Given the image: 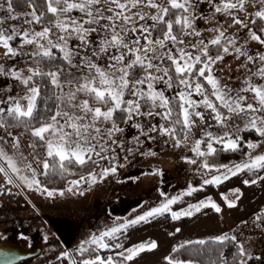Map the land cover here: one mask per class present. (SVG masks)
Masks as SVG:
<instances>
[{
	"label": "rangeland",
	"instance_id": "rangeland-1",
	"mask_svg": "<svg viewBox=\"0 0 264 264\" xmlns=\"http://www.w3.org/2000/svg\"><path fill=\"white\" fill-rule=\"evenodd\" d=\"M158 3H162L167 6L168 0H157ZM224 0H192V7L189 8L191 14L192 28L186 29L185 32H199L200 35H188L184 34L178 40H183V44H174L172 41H166L163 48H161L153 38V30L157 24L151 20V16L155 15L157 9L150 7L134 8L132 13L140 12L145 16L144 20L136 18L135 27L139 28L140 25H153L150 28L151 36L153 40V47L155 51L149 53V59L152 64L159 65L161 70L156 71L155 67L150 71L156 77H164V79H156L153 82V90L156 92H162L166 99L177 97L179 101L180 92H187L183 85L173 84L167 76H164V67L161 65L160 57L167 53L169 49L173 50L175 56L179 55V49H183L186 53H191L193 57L201 55L200 49L203 45L200 43H209L211 40L218 37L219 32H224V39H232L235 43L229 46L228 53H222L223 57L217 60L212 67V75L218 80L219 87L227 94V98L236 99L237 97H245L246 99L241 101V104L246 107L250 103V98L257 103L254 97V93L250 91H242L248 87L249 83L255 86L264 85V77L255 74L258 73L261 68H264V61L259 60V56L264 55V45L259 44L257 41H253L250 38L249 29H251V21L256 18L255 13L257 11H264V2L262 0H247L244 9L242 11L232 10L231 14L225 12H216L214 5L222 6ZM236 2V0H233ZM0 30H3V34L8 36L12 34V30L15 29L18 33L25 31L29 32L30 37L35 32L42 31L44 28L51 29L48 39H51L54 44L63 43L60 41V36H67L66 33L61 32L55 27V23L39 26L40 23H36L33 20V12L39 16L32 8H29L23 12H7V0H0ZM110 5H94L93 10L96 7L107 8ZM132 13H128L131 15ZM189 13H183V15H189ZM105 16L111 15L107 11H104ZM13 15L16 19H9L8 17ZM239 18L248 24V28L235 24L233 17ZM27 20H33L32 23H26ZM101 24L107 23L106 20H101ZM122 23V22H120ZM131 26V25H129ZM95 27V25L93 26ZM99 31V29H98ZM122 35H124L122 33ZM137 36L141 34L136 33ZM264 35V33H263ZM21 36H14V38ZM75 36H67V44L70 49L75 48L76 53L72 56V63L79 64L81 57H86L92 63L96 64L103 71H114L108 68V65L113 63L110 56L115 53L114 49H111L106 54H101L99 57L92 55V49L96 47L99 37L97 33H92L89 37V47L86 51H82L80 42L72 38ZM13 38V39H14ZM133 34L128 32L125 35V40L133 39ZM39 43L47 44V40H39ZM145 41L141 36V44ZM209 46L211 44L209 43ZM16 51V55L10 56L5 54V50L0 47V108L7 110L12 107L15 102H19L21 106H26L27 100L23 99L26 95H29V88L36 87V85L26 86L21 80H18L13 75L14 72H18L21 77H28L32 75L29 71L33 68H22L19 66L20 61L32 56L34 52L38 50L37 44H25L23 41L17 46H12ZM240 48L241 52L246 55H240L236 53L235 49ZM126 51V50H125ZM248 56H252V61L248 60ZM202 57V56H201ZM132 59L131 56L126 57L125 63ZM167 60V59H165ZM163 60V61H165ZM162 61V62H163ZM54 72L58 73L59 83L63 85V88L53 85L54 94L57 97H61L58 100V106L60 109L67 111L69 115L82 116L83 113L75 107L68 106L71 104H80L84 100H88L90 107H101L102 111H107L110 106H99L92 102V98L84 93H77L75 100L69 102L65 94L69 91V88L73 87L66 83L67 80L73 82L80 80L88 75L87 69L83 67H70L69 70L57 69ZM255 74V75H254ZM119 76V73H115ZM146 75L143 71L135 80L130 81L129 86L125 90L123 99L125 101L136 100L137 97L132 94L134 86L140 88L144 92L148 91L147 84L136 85V81L143 79ZM207 75V73H206ZM193 84L194 81H189ZM20 85L24 88L20 89ZM209 92H212L209 85ZM74 90V89H73ZM207 97L212 103L214 96L209 98L205 90L203 95H197L195 92L191 93V99L199 102V107L190 111L200 112L204 119H200L193 115L191 120L193 123L190 128L186 129L185 137L180 141V146H174L175 140L169 136L162 134L163 128H170L169 119H164L161 115L166 110L160 112H153L154 115H148L149 112H143L140 108L141 115H133L131 119H127L123 126H119L112 117L111 121L97 122L96 127L103 129H110L113 124L120 131L113 132L109 136L106 132L101 133L97 139L91 141L92 145L96 146V152L100 155L97 156L96 152L92 153L91 160L93 170L88 175L83 176L85 180H81L82 177L75 178L69 181L65 188L59 190L44 191L45 188L36 185L28 187L24 184L17 175L12 174L9 170V175L12 176L13 183L8 184L6 177L3 173H0V222L12 217V216H25L32 217L34 220L47 224L53 229L64 246L62 251L54 255L49 260L42 264H80L81 261L77 258V253L84 242L89 241L90 238L95 235H100L103 231H107L114 226L123 225L127 221L136 219V217L144 214L148 210L159 207L166 200L175 198H181L185 201L191 196L202 193L200 190H206L207 184L205 180H212L216 176H223L226 172L224 168L206 169L204 165V156L208 154L207 145L212 143L215 148L216 138L224 137L223 143H226L229 139L238 140L241 137V131L244 129H251L246 127L250 119L255 116L259 120L264 119L263 114L258 112H242L233 113L228 109L223 108L220 102L217 101L218 106H221L218 111L225 117L223 124L218 123L215 119V113L211 109L207 108L203 104L204 98ZM140 103V100H139ZM57 106V108H58ZM257 107H259L257 103ZM4 113H7L5 111ZM114 115V114H113ZM60 123H63V119L58 117ZM90 117L80 120L81 125L88 123ZM51 122V121H50ZM48 122V123H50ZM138 125V126H137ZM42 126V125H41ZM155 128V131L152 129ZM171 129V128H170ZM71 132V129H65ZM89 131H92L91 129ZM211 134V138L208 134ZM50 134H46L49 136ZM175 136V135H174ZM18 141V145L14 142V139ZM207 139V143L202 145V141ZM260 141L249 142V153L241 164L249 162L252 158L264 154V136H260ZM72 139H76L75 136ZM200 142V151L205 155H197L192 149L197 142ZM250 145H256L255 148ZM101 146L104 150L101 151ZM0 149H2L9 157H12L17 166L21 168V175L32 178L31 171L26 170L27 165H31L32 169L36 170V179L43 173V162H36L29 153L28 144L25 142L22 136L19 134H11L5 130H0ZM43 156L47 157V147L44 142ZM192 151L195 154V159L184 157V154L188 151ZM87 159V157H86ZM191 161V162H190ZM110 165V167H108ZM0 166L6 167L5 162L0 159ZM115 168V172L109 171L108 174L101 175L104 169ZM233 167V166H232ZM152 169V171L143 172L139 177H131L134 173L131 171H140ZM219 169V171H217ZM242 171H250L244 169ZM91 174H95L96 180L93 181ZM256 174V173H255ZM254 173L248 175L251 176ZM247 177V178H248ZM72 181H81L78 186H73ZM211 184V183H209ZM72 187V191H68V188ZM191 191L192 189H197ZM48 192H52L53 195L49 196ZM191 192V194H186ZM240 190L231 191L235 194ZM60 193H63L61 195ZM82 193V194H81ZM161 193H164L162 196ZM185 197H188L185 199ZM129 199V200H127ZM221 204V198L215 197V201ZM122 201V203H120ZM201 205V204H199ZM132 208L130 209L129 207ZM136 210V211H135ZM194 210V209H193ZM132 211L133 214L128 216ZM188 211V208H187ZM114 214L116 216H114ZM259 217V216H258ZM117 218V221H115ZM120 218V219H119ZM190 224L183 226L189 228ZM210 232L216 233V231L210 230ZM227 237H236L239 244H242L246 253L244 257L246 264L249 258L256 257L258 263L264 264V230L260 225L257 217H252L245 222L235 224L231 230L226 231ZM221 237V236H219ZM216 239L217 237H210ZM208 239V238H207ZM85 249L90 247L95 248V245L84 244ZM98 251V250H97ZM99 252V251H98ZM171 253V252H170ZM67 254V256H65ZM101 254V253H99ZM115 255V254H114ZM118 254H116L117 256ZM170 255V254H169ZM168 255V257H169ZM103 257V255H100ZM113 256V255H106ZM119 256V255H118ZM105 257V256H104ZM159 264H168V261ZM119 264H129V261Z\"/></svg>",
	"mask_w": 264,
	"mask_h": 264
},
{
	"label": "snow or ice",
	"instance_id": "snow-or-ice-1",
	"mask_svg": "<svg viewBox=\"0 0 264 264\" xmlns=\"http://www.w3.org/2000/svg\"><path fill=\"white\" fill-rule=\"evenodd\" d=\"M47 12L51 13L55 20V27L58 28L61 32L67 34V36H75V38L80 42L82 46L81 50L86 51L89 47L90 41L89 37L92 33H97L99 39L97 40L96 47L92 49V55L99 57L101 54L108 53L111 49L115 50V53L110 56V59L113 63L108 65L110 70L114 71H103L96 64L92 63L86 57H81L79 64L72 63V56L78 54L75 51V48L70 49L67 44V36H60L59 39L63 43L54 44L51 39H48L51 29L44 28L42 31L35 32L33 36L30 37L29 32L25 31L22 34L16 32L15 29L12 30V34L5 36L3 30H0V47L5 50L6 55L14 56L16 51L10 45V41L14 36H21L23 43L25 44H37L38 50L33 53L35 56H40L41 58H48L54 60L55 56L52 53L53 48H58L63 56L62 60L66 61L71 67H83L87 69L88 75L73 82L72 80H67L66 83L72 85L73 87L69 88V91L65 94L69 102L75 100L77 93H84L90 96L97 103L109 106L107 111H102L101 107H90L88 100H84L80 104H71L68 106L78 108L83 115L74 116L69 115L67 111L60 109L59 106L54 114L50 117V123H45L38 128H33L31 130V135L38 138L40 141H44L47 147V156L52 157L54 160L58 158V165L53 164L52 168L56 169L59 174L67 172V163L84 165L88 160H91L92 153L96 152V146L91 144V141L97 139L103 132H106L109 136L113 132L120 131L119 128L112 125L110 129H101L96 127L97 122L111 121L114 112L117 110H122L127 113V119H131L132 116L141 115L140 113V99H144L145 102L151 101L152 107H161L166 109L161 115L164 119H169L172 115V109L169 108V101L166 99L162 92H156L153 90V82L156 79H164V77H156L150 71L155 67L156 71H160L161 68L159 65H153L149 59V53L155 51L153 47V40L150 39L151 32L150 28L153 25H140L139 28L135 27L136 18L139 20H144L145 16L139 11L132 13L134 8L150 7L157 9L155 15L151 16V20L154 24H165V30L163 31V38L156 41V43L163 48L166 41H172L174 44H183V40H178L176 35H173V23L180 26V32L188 35H200L199 32L191 33L185 32L186 29L192 28L191 23V14L189 13V8H191L192 0H168L167 6L162 3H158L157 0H45ZM247 0H224L222 6L214 5L216 12H225L231 14L232 10L242 11L245 10L244 6ZM264 2V0H262ZM110 5L109 7L102 8L96 7L93 10L94 5ZM13 0H7V12H13ZM2 8V5H0ZM72 10H76L80 13H83L88 19L83 17H71L68 16L66 19H61V17L66 16ZM170 10H176L179 15H176V18L173 20H165L164 17L168 15ZM104 11L111 13V15L105 16ZM128 13H132L129 15ZM183 13H189V15H183ZM33 20L36 23H40V17L35 15L33 12ZM255 16L261 21H264V11H257ZM9 19H16L15 16L10 15ZM33 20H27L26 23H32ZM101 20H106L107 23L101 24ZM235 24L241 25L242 27L248 28V24L244 23L243 20L233 17ZM122 22V23H120ZM2 23V21H0ZM253 24L256 23V20L252 21ZM85 24L89 27H85ZM92 25H95L93 27ZM131 25V26H129ZM99 29V31H98ZM259 31L264 33V25L259 27ZM131 32L133 34V39L125 40V35ZM139 32L141 35L137 36L136 33ZM122 33L124 35H122ZM250 38L253 41H257L259 44L264 45V37L257 34L255 31L249 29ZM141 36L143 37L145 43L141 44ZM224 39V32L220 31L217 38L211 40L209 43L211 45L218 46L219 49H222L224 53L229 52V46L235 42L232 39H227L222 44L221 41ZM39 40H47V44L39 43ZM203 47L200 49L201 55H196L193 57L191 53H186L183 49H179L178 58L173 54V50L169 49L167 53L162 55L160 59L163 61L167 59L170 61L171 66L174 67V71L177 76L180 77L179 84L183 85L187 92H180L179 98L182 101L180 104V112L177 114L178 118L176 119V124H181L184 128H190L193 121L191 117L193 115L204 119L200 112L190 111L199 107V102L192 100L191 93L195 92L197 95H203L204 86L201 83H196L193 87V84L190 83V79L194 70L197 73V77H203L208 85L211 86L212 92L211 95L220 102V105L223 108L228 109L229 112L233 113H242V112H259L264 111V85L255 86L249 83L248 87L242 89V91H250L254 93V97L257 100L259 107H254L252 104H247L246 107L241 104V101L245 100V97H237L236 99L227 98V94L222 91L219 87L218 80L212 75V65L223 57L219 55V51L215 57L210 56L208 53L209 43L200 42ZM126 50V51H125ZM236 53L240 55H246V53L241 52L240 48L235 49ZM131 56L132 59L128 60L125 63L126 57ZM201 56L205 59L202 61ZM249 61H252L254 58L252 56L247 57ZM260 61H264V55L259 56ZM196 64H201L202 66L199 69H195ZM139 67L143 69L146 73L143 79L137 80L136 85L147 84L148 91L144 92L140 88L134 86V91L132 94L137 97L136 100L125 101L123 99L125 90L129 86V70ZM32 75L24 78L21 77L18 72H14L13 75L16 79L21 80L24 85H28L30 81L33 80V77L37 76H46L50 77V82L57 87L63 88V85L59 83L58 73L57 72H48L41 73L38 69L29 70ZM118 72L119 76H116L115 73ZM207 73V75H206ZM258 74L264 77V68L259 70ZM254 74V75H255ZM164 76H168L167 69H164ZM171 79V77H169ZM74 89V90H73ZM39 87L29 88V95H26L23 99L27 100L26 106H21L17 101L12 107H9L7 110L0 108V115L7 111V115L12 117L14 120H25L31 121L34 119V111L36 109V100L39 96ZM61 97H57V100ZM158 102V103H157ZM203 104L205 107L211 109L215 113L214 119L223 124L224 116L217 109V105L212 103L207 97L204 98ZM122 105L124 107L122 108ZM148 115H154L153 112L149 111ZM58 117L63 119V123H60ZM90 117L88 123L81 125L80 120ZM182 117V118H181ZM38 122V121H37ZM4 123L0 122V127H4ZM138 126V125H137ZM248 128L254 129L260 136H264V119L259 120L253 116L248 125ZM65 129H71L72 131H66ZM92 131H89V130ZM155 131V128L152 129ZM46 134H50L46 136ZM162 134L169 135L175 140L174 130L170 128H163ZM211 138V134H208ZM75 136L76 139H72ZM14 139V142L18 145V141ZM224 141V137L216 138L217 143ZM179 147L180 141L176 140L175 145ZM238 147L237 141L229 139L224 143V149L226 150H235ZM250 147L255 148L256 145H250ZM104 148L101 146V151ZM196 152L197 155L203 156L204 152L200 151V142L198 141L195 147L192 149ZM208 154L215 153L216 149L213 147L212 143L207 145ZM96 155L99 156L100 153L96 152ZM87 157V159H86ZM0 159H2L6 167L0 166V173H3L6 177V182L12 184V176L9 175V170L12 174H15L19 179L26 184L28 187L36 185L40 186V182L36 179V170L32 169L31 165L26 166V170L31 171L32 178L29 179L25 175H21V168L17 166L16 161L9 157L2 149H0ZM191 162V161H190ZM204 168L210 169V166L205 162L203 165ZM44 172L42 175L47 176L49 174L50 163L45 160L43 162ZM247 169V170H257L264 169V155H258L252 158L249 162H246L241 165H236L234 168H228L226 173L223 176H216L212 180H205V184H218L222 179L229 178V175H236L238 172ZM115 168L104 169L101 175H107L109 171L115 172ZM219 171V169H217ZM93 181L96 180L95 174H91ZM264 178V177H262ZM81 180L86 179L84 177ZM81 181H72L73 186H78ZM249 181H245V184H248ZM255 183V181H252ZM47 191V189H44ZM68 191H72V187L68 188ZM191 191H195L192 189ZM63 195V193H60ZM82 194V193H81ZM191 194V192L186 193ZM48 195H53L52 192H48ZM163 196L164 193H161ZM177 199L166 200L165 203L156 207L154 209L148 210L143 215H140L136 219L125 222L123 225L114 226L107 231H103L100 235H93L89 241L84 242V244L95 245L94 251L97 249L110 250L112 248L119 249L123 245L116 243L114 245H109L105 242L106 238L117 239V234L121 231H126L129 225H136L141 222H149V218L163 215L164 213L170 212V206L177 202ZM208 205H193L190 206L188 211L181 212H172L173 219H179L182 216H191L192 210L199 211L201 207ZM210 206L214 208L217 212L220 211V208L214 204L210 203ZM229 207H234L233 203L228 204ZM259 219V217H257ZM179 231V229L177 230ZM231 239L232 241L236 240V237H227L221 236L217 237L216 240L223 244L226 240ZM199 245L205 244L204 240L195 241ZM84 244L81 245L79 251L81 254L86 250ZM158 245L155 242L150 244H140L129 249H125L124 252L118 253V255L124 261H131L140 253L145 251L155 250ZM180 247H183L181 245ZM238 256L240 257L238 264H246L244 257L246 256L244 247L242 244L239 246ZM178 250V249H175ZM67 256V254H65ZM168 264H191L190 261L185 262L173 257H166ZM75 264V262H73ZM81 264H117V261L112 256L107 258L96 256L94 259H85L81 261Z\"/></svg>",
	"mask_w": 264,
	"mask_h": 264
},
{
	"label": "trees",
	"instance_id": "trees-1",
	"mask_svg": "<svg viewBox=\"0 0 264 264\" xmlns=\"http://www.w3.org/2000/svg\"><path fill=\"white\" fill-rule=\"evenodd\" d=\"M220 2V0H217ZM13 11L14 12H23L29 8H32L36 13L40 15V24L39 26L49 25L55 23L56 18L51 15V13L47 12L46 2L45 0H13ZM176 15H179L176 10H170L168 15L164 17L167 21L169 19L173 20L176 18ZM68 16L71 17H83L84 19H88L84 16L83 13H80L76 10H72L66 14V16L61 17V19H66ZM256 20V23L253 24L252 21ZM251 21V30L255 31L257 34L262 35L263 33L259 31V27L264 25V21H261L259 18H254ZM94 26V25H92ZM85 27H89V25L85 24ZM165 30V24H157L153 30V38L155 40H159L163 38V31ZM173 35L177 36V39H180L183 33L180 32V26L173 23ZM76 41V38H72ZM22 42L21 37H17L12 39L9 43L11 46H17ZM225 40H222L223 44ZM219 51V55L223 53L222 49H219L218 46L211 45L208 48V53L210 56L215 57L217 52ZM52 53L55 56L54 60H50L48 58H41L40 56H29L26 59L20 61L19 66L22 68H33L38 69L41 73L54 72L57 69L69 70L71 67L66 61L62 60L61 57L63 53L59 51L58 48H53ZM202 61L205 59L203 56L201 57ZM168 71L167 78L173 84H177L179 82L180 77L174 71V67L171 66L170 61H161V65ZM202 65L196 64L195 69H199ZM144 70L136 67L134 69L129 70V79L130 81L135 80ZM191 81L198 82L203 84L204 90L211 99L212 95L209 92V85L204 80L203 77H197V73L194 70ZM36 85L39 87V96L36 100V109L34 111V119L31 121L25 120H14L12 117L8 116L7 113H3L0 115V122L4 123V127H0V130H5L11 134H19L23 137L25 142L28 144L30 156L36 161L40 162L42 160H47L50 163L49 174L47 176L42 175V173L38 176V180L40 182V186L49 189V190H59L66 187L67 183L75 178L83 177L88 175L93 170L92 162L87 161L84 165L67 163V172H64L62 175L58 173V171L52 168L53 164L58 165V158L55 160L52 157H44L43 149L44 141H40L38 138L31 135V130L33 128H38L41 125L50 122V117L57 110L58 100L57 96L54 94L53 84L50 82V77L46 76H37L33 77V80L29 82L28 86ZM20 89L24 88L23 85H20ZM214 104L218 106L217 101L212 98ZM93 100V99H92ZM169 108L172 109V115L169 118L170 128L174 130V135L177 140H183L185 137V132L187 128L182 127L181 124H176L175 121L178 118V113L180 112V104L181 102L177 97H172L169 100ZM94 104L99 106H104L96 101H92ZM158 103V102H157ZM250 103L254 107H257V103L250 98ZM124 105H122V108ZM221 106L217 107L218 109ZM140 108L143 112H160L162 110H166L161 107H152L151 101L145 102L144 99H140ZM221 109V108H220ZM219 109V110H220ZM221 112L223 111L220 110ZM258 113L263 114V111H259ZM114 119L116 120L117 125L123 126L127 121V113L122 110H117L114 112ZM182 118V117H181ZM38 121V122H37ZM260 135L254 129H244L241 131V137L237 140L238 147L235 150H226L224 149V141L221 143L215 142V153L206 154L203 158L204 163L206 162L210 167L213 168H228L232 166H236L241 164L244 160H246L249 153V142H258L260 141ZM225 140V138H224ZM207 143V139L205 138L202 141V145ZM184 157H189L190 159H195L196 156L192 151L188 150ZM110 167V165H108ZM152 171V169L140 170V171H131L134 173L131 177H139L143 172ZM44 172V171H43ZM255 175L249 176L247 179L252 180ZM129 200V199H127ZM122 203V201L120 202ZM130 209L132 208L129 207ZM114 216H116L114 214ZM259 222L262 228L264 229V212L259 215ZM230 238V237H229ZM205 244L199 245L195 243V241L188 242L182 244L183 247H177L178 250H173L169 257H173L175 259H179L185 262L190 261L191 264H238L240 257L238 256L239 251V242L237 240L232 241L231 239L226 240L223 244L219 243L214 238L205 239ZM93 247L86 249L82 254L81 252L77 253V258L79 260L85 259H94L96 256H100L97 250H93ZM105 256L104 258H107ZM114 259L117 263H124L125 261L120 257L113 255ZM257 258L251 257L248 259L247 264H257Z\"/></svg>",
	"mask_w": 264,
	"mask_h": 264
},
{
	"label": "crops",
	"instance_id": "crops-1",
	"mask_svg": "<svg viewBox=\"0 0 264 264\" xmlns=\"http://www.w3.org/2000/svg\"><path fill=\"white\" fill-rule=\"evenodd\" d=\"M228 168L225 170L227 171ZM250 173L255 175L252 180L247 179ZM262 177H264V169L248 172L240 171L234 176L229 175V178L222 179L218 184H207L209 189L205 191L197 188L195 190L199 189V192H203L195 194L189 199L185 197L186 200L183 202L182 200L184 199H177V202L170 206V212L149 218V222L129 225L126 231H121L117 234L118 238L115 240L106 238L105 242L109 245L119 243L123 245L122 248L97 250L104 257L106 255H116L124 252L125 249L140 244L155 242L158 245L155 250L140 253L129 261V264H159L162 261L166 262L165 258L180 245L226 235V231L231 230L235 224L245 222L252 217H258L263 213L264 178ZM245 181H249V183L245 184ZM252 181H255V183H252ZM235 190H240V192L232 194L231 191ZM215 197L221 198V204L217 200L215 201ZM210 203L216 204L220 211L217 212L210 206ZM229 203H233L235 206L229 207ZM199 204L208 206L201 207L199 211L192 210L191 216H182L179 219L172 218V212L187 211L190 206ZM133 212L128 216L132 215ZM116 221L117 218H115L114 222ZM187 224H190V227L188 229L185 228L183 231V226L186 227ZM178 229L179 231H177ZM210 230L216 231V233L210 232Z\"/></svg>",
	"mask_w": 264,
	"mask_h": 264
},
{
	"label": "water",
	"instance_id": "water-1",
	"mask_svg": "<svg viewBox=\"0 0 264 264\" xmlns=\"http://www.w3.org/2000/svg\"><path fill=\"white\" fill-rule=\"evenodd\" d=\"M33 220L32 217L12 216L0 222V264H42L62 251L63 245L44 257L50 241L39 228L31 231ZM49 228L57 237L55 231Z\"/></svg>",
	"mask_w": 264,
	"mask_h": 264
},
{
	"label": "flooded vegetation",
	"instance_id": "flooded-vegetation-1",
	"mask_svg": "<svg viewBox=\"0 0 264 264\" xmlns=\"http://www.w3.org/2000/svg\"><path fill=\"white\" fill-rule=\"evenodd\" d=\"M37 228L42 230L45 238L49 239L50 241V244L47 246V248L45 249L43 253L44 257H47L51 255L52 253L56 252L62 246L59 239L54 236V234L52 233V231L50 230L47 224H43L41 222L33 220V223H31V231L34 232V230ZM0 234H2V232H0Z\"/></svg>",
	"mask_w": 264,
	"mask_h": 264
}]
</instances>
